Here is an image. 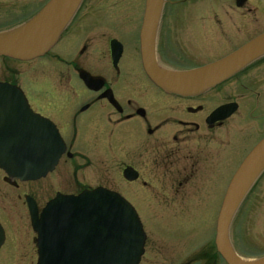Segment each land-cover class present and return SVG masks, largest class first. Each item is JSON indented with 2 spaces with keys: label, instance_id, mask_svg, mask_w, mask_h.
<instances>
[{
  "label": "flooded vegetation",
  "instance_id": "flooded-vegetation-1",
  "mask_svg": "<svg viewBox=\"0 0 264 264\" xmlns=\"http://www.w3.org/2000/svg\"><path fill=\"white\" fill-rule=\"evenodd\" d=\"M102 1L82 0L53 47L41 57L19 61L0 56V82L18 87L25 97L9 108V115L5 113L8 108L0 105V151L16 147L7 144L11 142L7 136L24 134L25 105L28 113L31 110L51 120L65 145V152L54 169L38 179H12L0 167V264H36L33 218L41 219L42 209L57 195H77L96 188L134 196L145 232L139 264H226L215 244L221 199L213 218L212 240H197L192 245L188 237L178 234V226L164 225L170 220L178 224L191 217V213L199 212L195 207L202 201L200 196H216L212 188L221 184L220 173L224 171L219 168L221 152L216 149L222 142L219 133L237 116H241L242 125L248 129L247 116L252 111L241 105L242 94L236 100L222 95L225 92L222 90L231 88L236 79L261 65L264 57L202 93L182 96L165 92L142 68L140 35L145 0L130 30L128 21L124 20L123 24L115 21L121 18L119 13L98 8ZM46 2L31 8L30 0H0V32L27 21ZM195 2H199L200 12L211 13L206 0L164 1L154 39L160 66L174 70L195 68V65L176 68L158 52L165 16L168 12L181 11L186 18L187 6ZM224 3L231 9L234 7L231 11L238 17L234 25L241 20L245 22L248 16L264 20L262 2L225 0L220 4ZM111 11L117 15L107 22L110 18L106 16ZM12 19L15 23L9 22ZM215 19L209 16L199 21L205 26L208 20ZM203 20L207 21L203 23ZM217 20L222 22V17L217 16ZM189 26L195 28L194 24ZM104 30L114 31L117 38H108L105 42ZM126 50H131V56L126 55ZM224 105L233 107V111L218 117L215 111ZM244 110L247 112L241 114ZM5 115L11 120H6ZM245 155L225 178V187ZM68 171L70 175H62ZM224 190L221 192L220 188L218 196H223ZM169 203L176 204L177 208H166ZM237 213L231 222V232ZM172 233L180 238L169 237Z\"/></svg>",
  "mask_w": 264,
  "mask_h": 264
},
{
  "label": "water",
  "instance_id": "water-1",
  "mask_svg": "<svg viewBox=\"0 0 264 264\" xmlns=\"http://www.w3.org/2000/svg\"><path fill=\"white\" fill-rule=\"evenodd\" d=\"M165 0H145L140 35L141 59L147 76L168 93L195 95L230 78L264 56V33L227 56L204 66L181 71L160 66L154 50L155 29ZM81 0H49L27 21L0 32V55L30 60L44 55L57 41ZM0 105L10 107L23 98L15 86L0 83ZM231 109L221 107V112ZM5 119L11 120L5 115ZM23 135L7 136L16 147L0 151V165L12 178L36 179L53 169L64 152L54 125L46 118L24 112ZM264 171V138L235 171L217 217L215 243L227 264H264V256L243 258L233 249L229 228L233 216L255 180ZM37 232L36 264H138L144 235L134 208L121 196L104 190L76 196H56L33 222Z\"/></svg>",
  "mask_w": 264,
  "mask_h": 264
},
{
  "label": "rangeland",
  "instance_id": "rangeland-1",
  "mask_svg": "<svg viewBox=\"0 0 264 264\" xmlns=\"http://www.w3.org/2000/svg\"><path fill=\"white\" fill-rule=\"evenodd\" d=\"M45 1L46 0H30L31 8L40 7ZM116 1L119 2V4H117ZM206 1L211 7V13L209 14L200 12L199 2H195L187 6L189 7V15L187 14L186 18H184L181 11L174 14L168 12L165 16L161 34L162 42L158 46V52L160 51V53H163L159 55L174 64L176 68H189L193 65H195L194 67L196 68V65L199 66L210 63L217 58L229 54L230 51L250 41L252 39L251 37L264 30V20L254 19L253 17L250 18L249 16L246 18L245 22L241 20V22L237 24L238 26L234 25V23L238 21L237 14L235 15V12L233 13L231 11L234 7L231 9L227 3L220 4L225 0L219 2L215 0ZM257 1L264 4V0ZM141 5L142 0H104L100 2L98 8L112 9L119 13V17L121 18L115 21L121 24L124 23V20L128 21L127 28L130 30L131 22L136 17H139ZM202 11H205V4H203ZM116 15L117 14L114 13L112 14L111 11V13L106 16L110 19H106V21H112V18L116 17ZM209 16L215 17L216 19L213 20V22L210 20H208V22H206L207 20H203V23L206 22V25H201L199 19L201 17L208 18ZM217 16L222 17V22L217 20ZM15 21L16 20L13 19L9 20L11 23H15ZM107 22H105L106 25L108 24ZM193 24L195 28L191 29L189 25L193 26ZM103 32V39L105 42L108 38H117L116 33L112 30H104ZM163 46L167 47V49L165 50ZM130 52L131 50H126L125 53L126 55H130ZM262 62L261 65L257 66L249 73L236 79L232 83L231 88L225 87L224 90H222V92L225 91L222 95L225 96V94H227L232 98L234 97L236 100L240 97V94H242L243 98H240V102L243 99L241 105L244 106L245 109L251 108L252 111L250 113H253V118L249 113L247 122L250 126L246 129V126L242 125L241 116H237L232 121V124L229 123L227 127L222 129L219 133V139L221 140L222 138V142L216 149H219V152H221V157L219 158L221 160V166L219 168L224 171L220 173L221 184H218L216 188L214 186L212 188L213 194L216 196H200L202 201L195 207L199 212L196 211L195 213H191V217H186L184 221L178 224H176L174 220H170L164 225V227L178 226L176 228V231L179 232L178 234L185 238L188 237L192 245L198 241L202 242L213 239V218L215 212L218 210L219 200L222 199V196H218L220 188L221 192H223L225 188V183L223 182L227 175L229 174L228 176H230L240 159L247 153L250 147L264 135V61ZM252 90H254V96L252 95ZM257 96L258 99L256 98ZM243 112L245 114L247 111L244 110L241 114H243ZM242 128L245 130L243 133V130L241 131ZM252 129L254 133L250 135L249 131ZM226 141H229V144L226 145ZM224 152H226V154H224ZM67 174L70 175V171L62 173L63 176ZM262 177L260 181L254 184L249 195L245 197L235 217L231 232L232 240H234L236 244V251L240 255L251 259L264 255V174ZM124 197L135 204L134 196ZM142 197L145 198L148 196ZM158 197L161 198V196ZM174 200L176 199L174 198ZM176 206V204L169 203L166 208L175 209L177 208ZM190 229L192 231L188 234L187 231ZM179 235L172 233L169 237L178 239L180 238Z\"/></svg>",
  "mask_w": 264,
  "mask_h": 264
}]
</instances>
